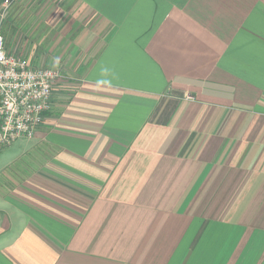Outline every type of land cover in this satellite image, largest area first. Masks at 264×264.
<instances>
[{"label":"crops","instance_id":"obj_1","mask_svg":"<svg viewBox=\"0 0 264 264\" xmlns=\"http://www.w3.org/2000/svg\"><path fill=\"white\" fill-rule=\"evenodd\" d=\"M34 32L61 77L0 151V264H264V0H38Z\"/></svg>","mask_w":264,"mask_h":264},{"label":"built area","instance_id":"obj_2","mask_svg":"<svg viewBox=\"0 0 264 264\" xmlns=\"http://www.w3.org/2000/svg\"><path fill=\"white\" fill-rule=\"evenodd\" d=\"M7 6L6 0L0 9V151L18 139L33 137L61 77L58 69L33 68L11 52L2 29Z\"/></svg>","mask_w":264,"mask_h":264},{"label":"rangeland","instance_id":"obj_3","mask_svg":"<svg viewBox=\"0 0 264 264\" xmlns=\"http://www.w3.org/2000/svg\"><path fill=\"white\" fill-rule=\"evenodd\" d=\"M5 1L6 0H4L2 3H4ZM37 4H38V0H24V1L19 0L18 2H15L13 5H10L7 7L6 13L4 15L3 22H2V29H3L4 35L7 39L8 48L11 49V52L14 55L23 57L25 60H27V59L19 53L16 54L15 50H18L19 52H23V53L26 51V53L28 55H29V52L33 50L34 54L37 55L39 53V50H37L36 47H33L31 45H32V42L33 43L35 42L34 39L37 38L40 34H38L37 32H34L33 33L34 38H33V40H30L31 44H28L27 47L24 48L25 45L23 46V44H22V47L14 45L13 35H12V33H10V29L12 27H14V28L21 27L23 25V23L25 22V18L27 17L28 13L33 9V6H36ZM1 7H0V9H1ZM15 9H16V12L14 15L13 25H12V23H10L11 21L9 22V20H8V14L10 15V13H12ZM26 25L27 24H25L24 27ZM9 26H11V27H9ZM27 62L33 68L41 67V66H38L36 62L35 63H31L30 61H27ZM40 65H41V62H40ZM43 65H42V68L58 69L60 71L59 67H55L53 65L52 66H46V65L43 66ZM18 148H20V147H18Z\"/></svg>","mask_w":264,"mask_h":264}]
</instances>
